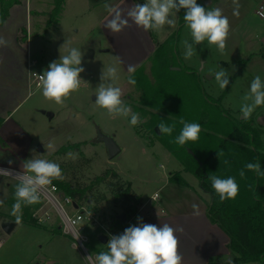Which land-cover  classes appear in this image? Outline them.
<instances>
[{
	"label": "rangeland",
	"instance_id": "374dc122",
	"mask_svg": "<svg viewBox=\"0 0 264 264\" xmlns=\"http://www.w3.org/2000/svg\"><path fill=\"white\" fill-rule=\"evenodd\" d=\"M263 1L238 0L240 7L237 16L233 15V0H200V4L208 9L219 7L229 19V36L223 54L216 45L209 46L205 40L200 45H194L196 54L186 60L183 41L192 43V38L186 25L180 31L178 48L182 62L179 63L200 73L204 91L219 100L223 108L240 120H245L240 108L245 103L243 97L250 92L252 80L259 75L264 82V19L256 13ZM143 2L65 0L58 24L50 25L48 22L54 0H22L18 6L27 7L29 14L25 32L20 30L18 34L23 41H18L27 50L29 48L32 62L36 61L30 72L36 70L43 73L50 62L67 55L72 47L82 51L81 66L85 71L80 74V88L71 93L63 105L44 98L41 86L37 87L30 79L22 95L28 94L27 97L10 116L11 121L0 128V146L8 157L17 155L24 162L31 158L51 160L64 167L63 176L73 183L90 184L107 169L118 172L120 179L114 181L131 184L144 202L147 201L143 211L130 220L129 226L137 224V218L146 212L168 213L176 207L175 199L183 194V190L171 185L160 188L166 173L174 170L184 174L183 163L164 144L167 140L171 141L172 147L178 146L172 142L178 131L177 122L198 121L201 127L204 123L206 128V118L211 115L220 122L225 121L216 106L202 97L194 77L183 70L171 49L165 47L157 51L159 45L179 27L178 15L175 28L166 25L158 32H146L132 24L130 19L131 27H126L120 33H112L105 27L111 18L105 4L121 10L127 18L128 9ZM90 49L94 50V57L85 58ZM200 61L205 62L203 71ZM112 65L118 69L119 79L116 81L107 76V68ZM128 65L136 66L135 85L128 83ZM221 68L227 71L229 78V84L223 90L214 75L208 74ZM102 73L104 80H101ZM102 83L121 88V99L131 107L132 112L139 114L141 123L131 126L130 117H110L105 109L95 104V94ZM158 87L160 94L155 96ZM22 92L20 90V95ZM48 112L54 116L50 118ZM158 114L171 121L164 120L166 124L175 125L171 135L155 133L157 126L154 127V120L158 119ZM248 121L260 133L264 143V105L255 108ZM98 127L114 135L122 147V152L112 160L108 158L105 145L96 141ZM219 128L218 124L216 130ZM188 144L191 148H198L193 143ZM66 145H75V149L56 155ZM39 146L44 152L38 150ZM0 163H8L3 154H0ZM185 175L195 184L197 192L203 194L200 185H196L198 179L190 173ZM17 183L14 177L0 176V201H3L0 205V239L3 240L0 264H88L85 259L87 255L82 249L75 248L72 239L64 234L58 212L51 204L44 202L45 198L39 199L40 207L44 206L42 211L34 208L28 217L25 205L22 207L21 222H16L11 213ZM155 192L159 196L156 201L152 199ZM103 194L105 200L98 203L97 198ZM91 197L92 201L88 204L100 214L108 217L123 212L114 203V195L105 185L97 187ZM45 212L51 217L47 218ZM105 222L109 224L110 220ZM5 224H14L10 233L4 232ZM84 233L89 237L87 247L90 254L107 250V243L99 240V235L104 233L101 227H87Z\"/></svg>",
	"mask_w": 264,
	"mask_h": 264
},
{
	"label": "clouds",
	"instance_id": "9594fccd",
	"mask_svg": "<svg viewBox=\"0 0 264 264\" xmlns=\"http://www.w3.org/2000/svg\"><path fill=\"white\" fill-rule=\"evenodd\" d=\"M235 5L233 15H239V2L233 0ZM105 8L111 13V18L107 20L105 27L112 33H120L132 24L142 28L144 31H160L166 25L175 28L177 14L184 10L183 19L186 27L190 31L192 43L183 41L185 48L184 58L191 59L196 54L194 45H200L207 40L208 45H216L223 54L226 48V41L229 36L230 23L227 16L222 14V10L217 7L208 9L197 0H144L128 9L126 15L121 10L115 9L108 4ZM11 41L0 36V47H9ZM83 53L78 48L72 47L67 55L60 56L58 61L49 63L46 70L39 75L42 88V95L58 105H63L66 98L80 88V74L85 71L82 65ZM118 59V58H117ZM205 62L200 61V69L203 71ZM135 65H128V83L135 85L134 73ZM214 75L215 81L220 89H225L229 84L228 73L221 68ZM107 76L114 81L118 80V69L115 65L107 68ZM105 79L102 73L101 80ZM122 90L115 84H101L95 94V104L105 109L110 117L129 118L131 126L141 123L139 114L132 112L130 106L121 99ZM245 103L241 105L240 112L245 120L250 118L255 108L264 105V82L259 75L255 76L250 84V92L243 97ZM250 101V103H249ZM182 129L173 143L183 146L188 141H196L201 132L199 123H188L183 120ZM175 125H168L161 121L158 125L161 134L171 135ZM51 147V145H49ZM71 155V154H69ZM219 157V153H217ZM14 161L9 160L8 164ZM225 163H228L225 161ZM245 167L264 175L259 162L247 163ZM240 176H244V170L240 171ZM0 176L14 177L18 183L15 186V203L12 205V215L16 222L20 223L22 218V207L39 202V193L45 186L50 185L53 180L62 179V169L59 164L42 158H31L24 162L23 171H16L12 168H0ZM208 179L220 201L234 199L239 191V186L234 177L220 178L216 175H209ZM3 201H0V205ZM193 215L200 216L201 212L197 204L192 205ZM138 223L130 225L121 234L110 235L107 250L95 255L90 254L85 259L88 264H183V256L178 250L179 239L176 233H183L182 226L172 227L168 223L162 226L144 223L142 218H137ZM79 238V236H78Z\"/></svg>",
	"mask_w": 264,
	"mask_h": 264
},
{
	"label": "trees",
	"instance_id": "16d2710c",
	"mask_svg": "<svg viewBox=\"0 0 264 264\" xmlns=\"http://www.w3.org/2000/svg\"><path fill=\"white\" fill-rule=\"evenodd\" d=\"M21 1L0 0V24H3L8 18L10 8L21 3ZM64 3L65 0H54V9L48 22L50 25L52 23L58 24ZM197 3L200 4V0H197ZM177 15L179 27L159 45L157 51L169 47L179 63L182 62L178 45L181 28L185 25L184 10L181 9ZM21 30L25 32L24 27ZM18 40L23 41L20 38ZM179 64L185 72L192 74L194 83L202 97H205L208 103L216 106L219 113L224 116L225 121L220 122L211 115V117L206 118V128L202 122L201 132L196 141H188L185 145H178L175 148L171 146V141L166 140L165 147L181 160L185 171L192 173L199 180L201 188L211 195L212 200L208 205L207 216L229 237L228 247L235 253L234 261L237 263L259 262L264 264V175H257L256 172L245 167L247 163L259 162L261 170L264 171V143L261 135L248 119L236 118L222 107L219 100L206 93L197 71L183 66V63ZM158 94H160L159 87L155 90V96ZM157 116L158 119L154 120V127H158L159 122L168 119L161 114ZM168 121L171 122L169 119ZM197 123L199 122L197 121ZM212 123H214L213 127H211ZM215 124L217 127L218 124L220 126L218 131ZM177 126L178 131L174 139L179 135L183 124L177 122ZM155 129L154 131L157 133ZM188 143H193L198 148H191ZM74 147L75 145L62 146L56 155L74 150ZM217 153L220 154L219 157ZM60 167L64 175V167L62 165ZM241 170H244L243 177L239 174ZM209 175H216L220 178L234 177L239 186L237 196L234 199H226L221 202L212 188L211 181L208 179ZM116 179H120L118 172L107 169L87 185L78 182L73 183L71 180H67L65 176L53 181L78 204H88L92 201L91 194L95 189L105 185L114 195V203L119 205L127 215L126 221L121 220L119 215L108 217L102 215L104 222L110 220L111 230L117 231L128 227L130 220L144 204V199L132 189L130 184L114 181ZM169 179L172 183L188 185L180 172L171 173ZM105 198L106 196L103 194L96 201L99 203ZM26 209H28L27 215L29 217L33 210L31 206H27Z\"/></svg>",
	"mask_w": 264,
	"mask_h": 264
},
{
	"label": "crops",
	"instance_id": "0c3cea01",
	"mask_svg": "<svg viewBox=\"0 0 264 264\" xmlns=\"http://www.w3.org/2000/svg\"><path fill=\"white\" fill-rule=\"evenodd\" d=\"M18 5H13L10 8L8 18L3 25L0 24V36L11 41L9 47H0V128L1 125L11 121L12 118L10 116L28 95L22 97L25 87L29 85L30 62L32 59L29 48L27 50L18 41V34L23 27L27 26L29 12L27 7H19ZM15 16L21 17L18 19L22 20L18 21ZM20 90L23 91L21 95ZM0 154H3L7 161H14L11 165L8 163L1 165L0 163V166L23 171L24 161H22L21 157H17V155L8 157L6 151L1 146ZM183 170L184 174L181 171L174 170L166 173L164 179H162L163 184L160 187L162 189L171 185L178 190H183L182 196L177 197L174 201L176 207L168 213L159 211L146 212L141 216L143 222L155 224L158 227L162 226L163 223H168L174 228L177 226L183 227V233H176L179 239L178 250L183 256V264H260L259 262L237 263L234 261L235 253L228 247L229 237L218 225L213 224L207 216L208 205L212 200L211 195L205 192L201 186L200 189L203 191V194L197 192L195 184L191 180H188L185 175L190 172L185 171V168ZM175 172H180L188 182V185L172 183L169 177L171 173ZM198 184L200 185L199 180L196 182V185ZM157 192L152 195V199L155 194H158ZM14 201L15 198L13 197V203ZM146 203L147 201L140 207L138 213L143 211ZM40 204L41 202L39 201L35 204L26 205V207L31 206L32 210L34 208L39 209ZM193 204L199 206L201 215L198 217L192 214Z\"/></svg>",
	"mask_w": 264,
	"mask_h": 264
},
{
	"label": "built area",
	"instance_id": "2783aa9c",
	"mask_svg": "<svg viewBox=\"0 0 264 264\" xmlns=\"http://www.w3.org/2000/svg\"><path fill=\"white\" fill-rule=\"evenodd\" d=\"M256 13L260 18L264 19V1L259 5L256 10ZM35 64L36 61L32 62L31 60L30 68L31 66H35ZM41 74L42 72L36 70L30 72V79L32 80L33 84H35L37 87L41 86L39 80V75ZM0 168L7 167L0 166ZM39 196L40 200L45 198L46 201L44 202L46 204H51L55 208L61 218L60 227L62 231L64 232V234H66L72 239L74 247L77 249H82V251L87 256L90 255L89 249L87 247V244L89 243V237L86 235V233H84L87 227H101L104 230V233L101 234L107 235L108 240L110 235H118L124 231L111 230L109 224L103 221V214H100L98 210L92 208L88 204H78L77 202H75L71 198V196L65 194L63 190L54 181H52L50 185L45 186L44 189H42V191L39 193ZM157 197L158 194H155V196H153V199L155 200L157 199ZM43 209L44 206H41L38 209V212L42 211ZM46 217L50 218L51 215L47 212ZM2 246L3 240L0 239V249L2 248Z\"/></svg>",
	"mask_w": 264,
	"mask_h": 264
},
{
	"label": "water",
	"instance_id": "95a60500",
	"mask_svg": "<svg viewBox=\"0 0 264 264\" xmlns=\"http://www.w3.org/2000/svg\"><path fill=\"white\" fill-rule=\"evenodd\" d=\"M262 42H264V37L262 39ZM94 54H95L94 50L93 49H90L89 52L85 55V58H93L94 57ZM47 115L50 118H52L54 116V114L52 112H48ZM155 130H156L157 134H161L159 132L158 127H156ZM96 141L97 142H100V143H103L105 145L106 150H107V153H108V158L110 160L114 159L115 157H117L122 152V147L117 142L115 136L103 132L102 129H100L99 127L97 128V138H96ZM38 150L40 152H44V150H43V148L41 146L38 147ZM118 217L121 220H123V221H126L127 220V215L124 212H122L121 214H119ZM13 228H14V224H5V225H3V230L6 233H10ZM99 240H100V242L106 244L108 242V236L105 235V234H101L99 236Z\"/></svg>",
	"mask_w": 264,
	"mask_h": 264
}]
</instances>
